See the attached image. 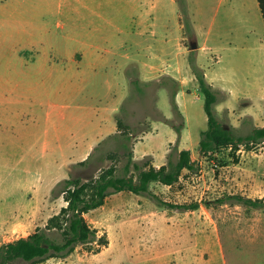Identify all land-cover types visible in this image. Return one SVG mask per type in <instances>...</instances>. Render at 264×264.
<instances>
[{
	"label": "rangeland",
	"instance_id": "rangeland-1",
	"mask_svg": "<svg viewBox=\"0 0 264 264\" xmlns=\"http://www.w3.org/2000/svg\"><path fill=\"white\" fill-rule=\"evenodd\" d=\"M126 1L0 0L1 89L13 87L24 79V70L31 69L45 72L42 100L56 103L59 110L66 106L68 109L65 111H69L76 104H106L115 94L123 100L114 118L117 115L123 117L140 140L150 132L154 120L164 122L158 119L161 115H170L169 119L180 122L173 110L171 92L179 91L181 86L172 84L168 77L173 76L164 74V61L168 57L174 58V68L184 73L182 77L190 83L187 94L196 90L198 82L190 65V57L197 60L198 53V49L190 50V42L198 41L200 46L195 22L200 27V34L215 25V44L225 49L224 62L218 65V68H223L218 71L220 76L231 74V81L240 91L255 89L260 82L264 84V51L261 53L260 47L264 46V29L261 35L262 32L258 31L260 26L253 21L246 1L187 0L191 30L184 27L179 2L176 0L178 19L168 12L170 7L167 3L165 11L168 14H160L166 26L156 34L155 31L139 30V15H131V24L130 15L114 12L115 5ZM84 3L98 6L94 8L98 15L79 10L78 7ZM100 5L107 13L102 12ZM51 6H56L55 14L50 12ZM59 7L64 8L63 12ZM105 17H108L107 21ZM91 19L99 28L102 26L101 30L94 31L95 38H106L109 49L117 45L119 39L127 43V55L133 60L123 72V78L121 72L113 71L97 78L76 75L71 55L81 48L76 39L89 34ZM117 26H133L134 30L118 36L115 32ZM251 30L253 33L247 34ZM116 52L120 56L124 51L116 49ZM152 60L155 61L151 63L153 68L148 65ZM152 69L156 72L150 77L148 70ZM53 73L56 74L54 77L47 76ZM183 78L175 79L180 83ZM106 80L119 91L110 94ZM28 83L29 80L26 85ZM223 96L221 93L220 97ZM251 96L234 101L228 110H216L218 118L237 135L244 136L255 126H264V94L252 91ZM15 98L17 101L14 103L0 101V246L32 234L67 206L63 195L55 198L52 194L54 187L56 195L59 194L61 187L57 185L61 181L77 176H98L101 173L97 171L98 167L106 169L113 164L107 158L108 152H123L119 141L109 138L101 148L99 144L103 140L97 145L100 149L95 152L90 167L74 163L61 171L58 165H54L55 161L60 163L58 154L49 159L51 167H48L44 156L40 155L42 142L38 140L44 125L42 114L45 108L40 115L38 106H30L23 101V96ZM185 106L189 113V137L184 145L191 147L193 158L200 163V170L196 174L185 171L183 178L174 186L153 183L152 188L172 203L210 201L211 205L202 203L199 209L189 212L162 208L156 219L136 222L134 217H138L141 211L139 204L142 203H139V196L128 191L113 194L103 206L86 215L91 226L97 228L101 236H107L109 244L102 247L101 252L96 253L100 243H89L79 245L66 259L52 258L41 264H264V210L220 204L218 201L227 195L253 199L264 197V143L239 149L221 148L215 158L204 156L199 147L200 131L208 128L204 99H197L194 91ZM170 129V132L162 133L139 147V157L141 150H157V161L152 154L141 159L135 156L136 161L151 163L155 167L166 164L167 158L159 159L163 157L164 142L176 132L173 127ZM172 145L175 144L168 146L166 156ZM182 146L179 143V147ZM117 163L121 168L123 162ZM40 168L44 173L41 183L36 175ZM51 172L61 174L49 188ZM34 186L38 189H32ZM141 197L151 200L145 195ZM144 211L150 213L152 210L145 208ZM146 243L151 247H145Z\"/></svg>",
	"mask_w": 264,
	"mask_h": 264
},
{
	"label": "crops",
	"instance_id": "crops-1",
	"mask_svg": "<svg viewBox=\"0 0 264 264\" xmlns=\"http://www.w3.org/2000/svg\"><path fill=\"white\" fill-rule=\"evenodd\" d=\"M227 1L228 0H221L220 2L227 3ZM245 1L246 4L249 5V9L253 14V21H256L257 25L260 26V28L258 27V31L262 32L261 35H263L264 17L259 0H244V2ZM101 3V5L104 7L103 1ZM124 3L125 5H123ZM124 3L121 5H115L116 7L114 12L120 15H139L137 20L139 24V30L143 29L155 31L156 34L157 30H160L163 27L165 28L166 25L164 24L166 21L162 23L163 18L160 16V14L163 13L168 14L169 12L170 14L176 15V19H178V8L176 0H127ZM167 3L170 7L168 12H166L167 10L165 11V6H167ZM101 5L100 8L103 12L104 8ZM78 8L81 11H90L89 13L94 16L98 15V11L95 10L96 8H98V6H92L89 3H84L83 6ZM50 9L52 10L50 11L52 14L56 13V6H51ZM59 9L62 12L64 10L63 7H59ZM104 13H107V10H105ZM132 18L133 16H131V24L133 23ZM86 19L87 17H85V22ZM107 19L108 17L104 18L105 21H107ZM89 26V34L84 38L76 39V42L81 44V48L71 55V61L73 64H75L74 68L76 75L80 77L83 75L89 78H97L102 76L103 73L113 71L118 74H120L121 72L123 78V72L126 70L127 65L133 60L131 57H129V55H127V43L119 39L118 44L113 45V47L109 49L107 46L108 40L106 38L101 36L100 39H97L95 38L96 36H94V31L101 30L102 26L100 28L96 26V23H94L92 19L89 22ZM214 28L215 25H211L208 31L200 34V27L198 26L197 22H195V30L197 33L196 36L199 37L200 41V46L198 48L197 53V63L205 71V75L208 82L212 84L213 87L218 91V102L215 107L217 112H220L222 108H227V110L230 109L231 104L234 101L241 100L246 96L252 98V91L254 93L260 92L261 94H264V84L263 82H260V84H257V87L255 89L249 91H240L234 86V83L231 81V74H223L222 76H220L218 71L222 70L223 68H218V65L224 62L225 49L215 44ZM166 29L169 30V28ZM83 30L86 31V27H84ZM131 30H134L133 26L131 28L117 26V31L115 30V32L118 36H122L123 34L129 33ZM252 33L253 32L251 30L247 34ZM100 34L103 35L102 31ZM261 43L262 41L260 40L259 44ZM260 47L262 53L264 51V46L261 45ZM116 49H122L124 51L123 54L120 56L116 55ZM120 58L122 60H120ZM173 59L174 58L170 56L166 59V61H164V74L171 75L177 79L183 78L182 76L184 75V73L177 71V69L174 68L175 61ZM154 60H152V62L148 64L151 68H153V64L151 63H154ZM36 62L37 60H34V63ZM155 72L156 70L154 71V69L148 70V76H155ZM44 73L45 72H43V70H24L25 76L23 80L19 81L13 87L10 88L6 86L4 89H1L0 87V101L14 103L17 101L15 97L20 95L25 98L23 101L27 102V104H29L30 106H38L40 115L42 108H45L44 114H42L44 117V125L41 130L40 137H38L39 142H42V149L40 155L44 156L45 162L48 163V167H51V162L49 159H52V157H56V154H58L60 163L56 164L55 161L54 165H58V168H60V170L62 171V168L67 167L70 164L78 163L87 159L102 140L118 132V126L114 116L119 108V105L122 103L123 97L117 98L118 96L114 94L111 95L112 100L110 102H107L106 104H76L74 107H71V110L69 111H65L66 109H68V107L66 106L62 108L63 110H59L56 109V103H53L51 101L46 102L42 100V77ZM55 75L56 74L53 73L47 76L54 77ZM27 80H29L28 85H26ZM193 80L194 79L192 78V81ZM106 84L110 87V94L119 91V88L115 89L114 84L111 83L109 80H106ZM180 86L181 88L177 93L176 100L179 105L180 111L182 112L185 118V128L182 131V136L180 140V143L183 146L180 147V149H190L191 147L184 145L188 141L187 139L189 137V113L188 108L185 106V103H187L189 95L194 94V91L197 92V99H204V96L200 92L198 85L195 86V83L194 86L196 87V90H194L191 94L188 95L187 89L190 86V83H187L186 79L184 78L180 80ZM221 93L224 94L222 98L220 97ZM185 94L187 95V97L185 96ZM262 101H264V99ZM32 112L35 113V111ZM166 116L170 118V115ZM56 119H58L57 124ZM37 121H39V119ZM170 128L172 127L167 123L154 120L151 123L150 132L146 133L143 138L138 140L135 144L134 153L136 158L141 159L148 154H152L155 160L157 161L159 158V152H157V150H141V156L139 157V147L144 142L150 141L156 136H160L162 133H166L167 131L170 132ZM202 131L203 130H201L200 133ZM177 139L178 136L175 132V134H173L171 138H168L166 142H164L163 157L159 160H165L167 158L166 154L168 146H170L171 144H175L177 142ZM160 147L162 148V145ZM58 174L61 173H50V182L47 185L49 186V188L52 186L51 184L56 181V176ZM36 175L38 176V178H40L39 183H41L44 180V173L42 172V168L39 169V172ZM32 189L38 188L34 186ZM139 198V203L142 202L139 204L141 211L138 212V217H134V221L141 222L143 220H150L151 218L156 219L158 214L161 215L160 210L162 208L156 206V204L149 199H142L141 196H139ZM145 208H148L152 211L150 213L145 212ZM118 209V211H120L121 206ZM165 222L169 224L168 221ZM144 246L149 248L151 247V244L146 243L144 244Z\"/></svg>",
	"mask_w": 264,
	"mask_h": 264
},
{
	"label": "trees",
	"instance_id": "trees-1",
	"mask_svg": "<svg viewBox=\"0 0 264 264\" xmlns=\"http://www.w3.org/2000/svg\"><path fill=\"white\" fill-rule=\"evenodd\" d=\"M177 1L183 11L184 27L186 30H191V21L186 9L187 0ZM259 3L264 17V0H259ZM190 35L194 34L190 32ZM190 65L196 76L199 90L204 96V110L208 119V128L201 132L200 153L209 158H215L221 148L239 149L241 146L251 147L264 143V126H255L249 134L242 136L235 134L228 124L218 118L215 108L218 102V91L208 82L205 71L198 65L195 57H190ZM168 78L171 79L172 84L177 83L180 86L177 79ZM177 93V90L171 92V103L180 122L176 123L164 115L158 118L170 124L178 135L177 142L172 145L168 153L166 164L155 167L151 163L136 161L135 146L132 144L135 145L138 135L123 117L117 115L118 132L106 137L99 146L101 148L107 139L114 138L121 144L123 152H108L107 158L112 160L113 164L106 169L98 167L97 171H101L98 176L64 179L57 185L61 187L57 195L56 187H54L52 194L55 198L63 195L67 206L52 216L45 226L38 227L29 236L0 246V264H41L52 258L66 259L79 245L95 242L100 243L96 253L101 252V248L109 244L107 236H101L100 231L88 222L86 215L103 206L108 197L119 192L128 191L139 196L145 195L159 208L165 209L191 211L199 209L202 203L210 206V201L172 203L164 200L152 188L153 183L174 186L183 178L185 171L196 174L200 170V163L193 158L192 150L179 147L185 119L176 100ZM99 146L87 159L77 165L90 167L95 158V152L100 149ZM120 161L123 162L121 168L117 163ZM218 201L220 204H236L255 210H264V197L253 199L241 195H227Z\"/></svg>",
	"mask_w": 264,
	"mask_h": 264
},
{
	"label": "water",
	"instance_id": "water-1",
	"mask_svg": "<svg viewBox=\"0 0 264 264\" xmlns=\"http://www.w3.org/2000/svg\"><path fill=\"white\" fill-rule=\"evenodd\" d=\"M199 48L198 41H191L190 42V50H196Z\"/></svg>",
	"mask_w": 264,
	"mask_h": 264
}]
</instances>
